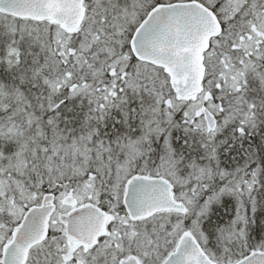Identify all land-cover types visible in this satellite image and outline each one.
Masks as SVG:
<instances>
[{
    "label": "snow or ice",
    "instance_id": "snow-or-ice-1",
    "mask_svg": "<svg viewBox=\"0 0 264 264\" xmlns=\"http://www.w3.org/2000/svg\"><path fill=\"white\" fill-rule=\"evenodd\" d=\"M0 264H264V0H0Z\"/></svg>",
    "mask_w": 264,
    "mask_h": 264
}]
</instances>
